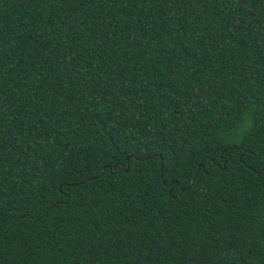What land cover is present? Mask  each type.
Masks as SVG:
<instances>
[{
    "label": "trees",
    "instance_id": "1",
    "mask_svg": "<svg viewBox=\"0 0 264 264\" xmlns=\"http://www.w3.org/2000/svg\"><path fill=\"white\" fill-rule=\"evenodd\" d=\"M0 264H264V0H0Z\"/></svg>",
    "mask_w": 264,
    "mask_h": 264
},
{
    "label": "water",
    "instance_id": "2",
    "mask_svg": "<svg viewBox=\"0 0 264 264\" xmlns=\"http://www.w3.org/2000/svg\"><path fill=\"white\" fill-rule=\"evenodd\" d=\"M128 158V157H127Z\"/></svg>",
    "mask_w": 264,
    "mask_h": 264
}]
</instances>
